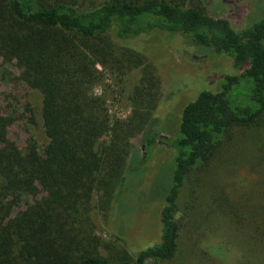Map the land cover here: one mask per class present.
<instances>
[{"label":"trees","instance_id":"trees-1","mask_svg":"<svg viewBox=\"0 0 264 264\" xmlns=\"http://www.w3.org/2000/svg\"><path fill=\"white\" fill-rule=\"evenodd\" d=\"M159 35L243 69L187 104L174 138L153 130L160 82L135 45ZM0 61L42 95L47 138L30 133V104L0 103V264H264V130L250 135L264 128V9L238 31L203 0H0ZM98 65L120 84L141 71L127 119L94 94ZM148 126L175 151L173 178L160 241L130 256L97 235L92 213L107 214L145 164L130 156Z\"/></svg>","mask_w":264,"mask_h":264},{"label":"rangeland","instance_id":"rangeland-1","mask_svg":"<svg viewBox=\"0 0 264 264\" xmlns=\"http://www.w3.org/2000/svg\"><path fill=\"white\" fill-rule=\"evenodd\" d=\"M203 2L211 16L229 21L238 31L249 26L264 9V0ZM155 38L154 46L142 40L135 41V45L145 54L148 63L153 65L160 82V97L154 113L157 123H154L153 130L160 137L174 138L178 135L183 108L205 90L218 91L225 77L240 76L243 69L237 68L234 60L225 54L217 55L211 49L193 47L186 37L175 43L182 48L169 46L174 36L159 35ZM97 67L104 75V83L94 89V94L106 98L113 120L127 119L132 112L129 92L140 80L141 71L134 70L127 77L126 83L120 84L111 72L100 65ZM15 75H18L15 67L4 66L0 61V103L14 105L19 109L24 102L30 104L36 117V124L30 126V133L40 146H44L47 138L42 121V95L14 80ZM147 129L145 134L133 139L130 156V161L145 157V164L129 176L125 188L116 197L107 214L97 209L92 213L97 235L114 247L126 249L130 256L160 241V210L173 178L175 151L157 137H152V133L148 134L149 126ZM262 130L264 128L261 127L257 133L250 135H259ZM13 132L15 137L24 138V129L20 124ZM250 256L251 259L241 264H256L257 258L255 260L254 256Z\"/></svg>","mask_w":264,"mask_h":264}]
</instances>
